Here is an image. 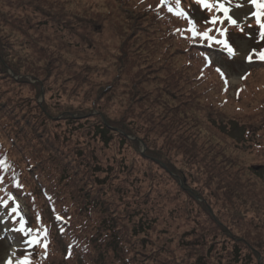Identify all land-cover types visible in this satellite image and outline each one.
<instances>
[{
	"label": "rangeland",
	"instance_id": "1",
	"mask_svg": "<svg viewBox=\"0 0 264 264\" xmlns=\"http://www.w3.org/2000/svg\"><path fill=\"white\" fill-rule=\"evenodd\" d=\"M77 1L82 3L0 0V35L6 40V55L0 59H8L5 66L12 78L0 76V97L7 101L10 117L16 115L17 120L11 123L18 128L30 124L45 128L50 141L59 139L56 144L65 159L73 165L80 164L88 182L100 176L96 172L99 167L108 169L105 174L110 176L113 208L124 218L129 219L130 215L129 227L135 219L132 213L138 211L143 201L149 202L148 210L152 211L146 225V245L148 249H156V245L157 251L142 264H195V260L200 264H264V150L256 153L240 145L244 143L239 138L246 127L241 125L243 115L232 108L233 104L222 110L206 100L195 105L210 134L222 127L226 134L222 133L230 139L225 141L230 143V149L239 147L246 151L237 158L220 143L207 150L204 145L208 135H202L201 125L186 128L162 120L157 104L144 102L136 95V80L126 76L127 71H122L119 84L110 86V77L115 75L109 74L113 68L112 52L118 44L113 21L117 13L115 4L111 2L110 11L105 12L101 0ZM217 2L230 8L229 15L237 24H244L243 31L236 29L229 34L236 52L231 60L221 57L223 49L210 55L226 71L229 93L233 94L236 87L264 81L263 70L254 69L247 75L252 67L247 56L258 47V31L251 23L257 8L250 0ZM197 5L199 10L203 9ZM197 15L200 16L198 12ZM9 64L16 69L15 73ZM24 79L26 84L21 82ZM35 82L37 92H41L36 97L32 88ZM262 95L257 91L251 94ZM45 110L52 121L42 120ZM69 122L80 124L82 136L89 139L92 133L104 132V151L93 156L90 143L86 145L82 138L67 132ZM125 137L134 142L135 137L141 138L137 143L140 150ZM257 140L263 142L264 135ZM250 150L253 158L247 155ZM219 152L237 159L230 164ZM87 156L95 160L92 170L84 167V161H89ZM251 163L256 165L257 173L249 176L246 169ZM206 171H212V176ZM75 179L79 181L78 176ZM131 182L138 196L121 192ZM226 192L231 194L228 198L223 194ZM19 205L27 223H33L25 204L20 201ZM5 211L0 205V264L15 260L13 255L21 234ZM156 255L161 256L160 261Z\"/></svg>",
	"mask_w": 264,
	"mask_h": 264
},
{
	"label": "trees",
	"instance_id": "2",
	"mask_svg": "<svg viewBox=\"0 0 264 264\" xmlns=\"http://www.w3.org/2000/svg\"><path fill=\"white\" fill-rule=\"evenodd\" d=\"M68 1L72 5L82 3L77 0ZM107 1L101 0L105 4V12L110 11L108 8L111 2L115 4L117 13L113 16V21L117 27L118 40L112 52L113 68L109 74L115 75L110 77L111 81L108 83L110 86L119 84L122 71H127L125 75L136 80L133 86L136 95L144 102L157 104L162 120L167 121L169 125L183 124L186 128L201 125L202 135H208L207 144H203L207 150L211 145L215 148V145L220 143L226 152L238 158L246 151H241L239 147L231 150L230 143H225L230 139L223 134L226 132L222 127L216 128L218 131L210 134L203 126L202 119L198 117L195 106L203 100L211 105L216 103L219 110L233 104L232 108L243 115L241 125L246 126L239 138L244 143L240 145L256 153L264 150V141L257 140L264 135V95L251 96L254 91L264 93V81H255L247 87H236L233 94H230L231 88L225 81L228 76L226 71L210 58V54L215 52L219 45L214 43L209 45L206 40L193 38L190 32L185 31L188 27L187 20L168 11V7H176V0H166L163 4L161 0H110L108 3ZM180 8L195 22L197 31L203 32L209 27L216 28L215 25L205 23L211 18L208 14L212 10L207 9L204 15L197 17L192 0H180ZM261 22H264V18ZM259 32L258 25V35ZM210 35L216 36L217 33L213 31ZM258 39L257 53L264 49V40L260 37ZM5 41V36L0 35V58L6 55ZM222 57L229 59L225 52L222 53ZM6 62L8 59H0V76L12 80L8 76ZM251 63L252 67L247 75H251L254 69L264 71V61L255 57ZM9 66L15 73L13 65ZM217 68L223 75L216 71ZM21 82L26 84L28 81L24 79ZM35 87L36 82L32 85L36 97L41 92H37ZM47 113L45 110L42 120L52 121L49 120ZM10 114L12 112L7 101L0 97V160L6 165L0 168V199H7L9 195L12 197L17 195L24 199L34 216L33 228L48 229L47 254L45 256L44 249L39 246L28 251L31 264H142L141 261H147L157 251L156 245H154L156 249H148L146 245L149 236L146 225L150 223L148 218L152 211L148 210L149 202L143 201L138 211L132 213V217L137 220L133 219L129 227L130 215L129 219L124 218L113 208L114 202L110 194L113 190L110 189L111 185L108 182L110 176L105 174L108 173V169L99 167L96 172H99L100 176L88 182V176L84 178L80 164L73 165L62 155L56 144L59 143V139L50 141L48 132L40 125L30 124L27 128L21 125L18 128L11 123L12 120H17L14 118L16 115L10 117ZM74 123L69 122L67 132L82 138L86 145L90 143L92 155H100L104 151L102 148L105 149L102 146H106L105 133L102 131L92 133L89 139L88 136L85 137L86 135L82 136L80 124ZM135 139L137 142L128 139L126 141L132 142L133 147L140 150L137 143L141 138ZM211 140L218 143H212ZM142 142L145 143L143 139ZM146 145L151 150L152 147ZM236 149L239 153L233 155L232 151H237ZM252 150L247 152L251 158ZM219 153L230 164L237 159L224 152ZM143 155L145 156V153ZM81 156L86 157L84 153H81ZM88 160L84 161V167L92 170L95 160L89 157ZM253 166L254 163H251L246 169L249 176L257 173L256 165ZM206 174L212 176L213 172L206 171ZM75 176L79 177L78 182ZM236 181L240 187L239 180ZM133 185L132 182L128 183V186L121 188V192L126 196L128 194L138 196L131 187ZM223 194L227 198L231 195L228 192ZM57 215L63 219L57 220ZM36 223L40 224L37 226ZM169 243L170 241H167L166 246H169ZM24 255L25 252L20 258ZM156 256H159L160 261L161 256ZM195 264L200 263L195 260Z\"/></svg>",
	"mask_w": 264,
	"mask_h": 264
},
{
	"label": "snow or ice",
	"instance_id": "3",
	"mask_svg": "<svg viewBox=\"0 0 264 264\" xmlns=\"http://www.w3.org/2000/svg\"><path fill=\"white\" fill-rule=\"evenodd\" d=\"M195 2L199 4L202 8L208 9L209 11L215 8L216 12L223 14L222 17L214 15L205 23L210 25H216L218 23H223L224 21H227L231 25L237 24V21L233 19L232 16L229 15L230 8L225 7V3L223 2L211 3L209 2V0H195ZM228 2L230 3L231 0H228ZM250 2L253 5H255V7L258 10H261L255 13V16H256L257 24L259 25L260 28L259 37L261 40H264V22H261V16H264V0H250ZM161 3L162 4L166 3V0H161ZM235 6L239 8L240 4L237 3ZM168 11L176 16L183 17L184 19L187 20L188 27L185 31L190 32L193 38L199 37L200 39L206 40L209 43H214L216 45H219L224 49V51L228 53L229 56L236 54L234 48L229 42L227 36V29H222V28L213 29L212 27H209L205 29L203 32L197 31L195 22L191 18H189L188 15L183 10H181L180 0H176L175 8L168 7ZM213 31L217 33L216 36L210 35V33H212ZM241 31H243V29H241ZM254 56L259 60L264 61V49H261L260 52L258 53L255 50H252V52L248 54L247 60L251 62ZM216 71L218 73H221V75H223V73L219 68H217ZM3 167H6L5 162L0 160V168ZM10 200H13V197L11 195H9L7 199H0V203H2L3 205H8V202ZM19 207L20 206L17 204L14 207L10 208V213L14 214L13 218L15 219L16 217H19V222H18L19 226L15 230L23 234L24 237H26L24 241L26 245H28L29 247L39 246L43 248L46 256L47 248L49 244L48 229L46 227L42 229H33L31 227H26L27 221L25 220L24 216L18 211ZM37 219L39 220V217ZM56 219L62 220L63 217L57 215ZM6 264H13V261L9 259L8 261H6ZM15 264H31L30 253L27 252L26 250L25 255L22 258L17 259L15 261Z\"/></svg>",
	"mask_w": 264,
	"mask_h": 264
},
{
	"label": "bare ground",
	"instance_id": "4",
	"mask_svg": "<svg viewBox=\"0 0 264 264\" xmlns=\"http://www.w3.org/2000/svg\"><path fill=\"white\" fill-rule=\"evenodd\" d=\"M239 14H240V16H244V15H246L245 12H236V15H239Z\"/></svg>",
	"mask_w": 264,
	"mask_h": 264
}]
</instances>
